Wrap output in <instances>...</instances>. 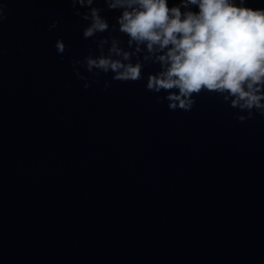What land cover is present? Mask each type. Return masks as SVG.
Here are the masks:
<instances>
[{
    "label": "water",
    "instance_id": "1",
    "mask_svg": "<svg viewBox=\"0 0 264 264\" xmlns=\"http://www.w3.org/2000/svg\"><path fill=\"white\" fill-rule=\"evenodd\" d=\"M0 3V264H264V118L85 89L68 0Z\"/></svg>",
    "mask_w": 264,
    "mask_h": 264
},
{
    "label": "clouds",
    "instance_id": "2",
    "mask_svg": "<svg viewBox=\"0 0 264 264\" xmlns=\"http://www.w3.org/2000/svg\"><path fill=\"white\" fill-rule=\"evenodd\" d=\"M83 39L95 45L71 58L75 76L110 87L143 81L157 103L190 111L198 97L214 96L239 122L264 118V0H68ZM7 4L0 3V21ZM116 13L109 18L102 13ZM53 19L48 28L57 27ZM63 59L67 45H53ZM83 69L88 75H84ZM146 69H150L146 71Z\"/></svg>",
    "mask_w": 264,
    "mask_h": 264
}]
</instances>
